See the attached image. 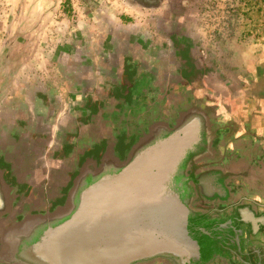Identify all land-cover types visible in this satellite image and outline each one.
<instances>
[{"label": "crops", "instance_id": "0c3cea01", "mask_svg": "<svg viewBox=\"0 0 264 264\" xmlns=\"http://www.w3.org/2000/svg\"><path fill=\"white\" fill-rule=\"evenodd\" d=\"M158 2L153 0L151 5L156 8L141 13L143 19L151 23L154 17V24L146 27L148 33L138 27V36L130 39L134 33L129 34L126 27L134 23V17L131 13H123L109 48H99L97 53L85 55L75 46L69 53L65 52L63 58L59 56L56 63L50 64L55 67V80L50 75H35L31 70L22 75L17 65L13 76L6 80L12 83L10 89L2 92L0 86V176L3 181L0 185V259L13 260L18 244L32 241L34 235L23 242L20 237L26 236L25 227H34L35 214H52L46 203L54 202V210H58L61 206L58 202L66 201L62 185L68 184L70 169L78 171L83 166L96 165L85 157L86 151H94L96 141L103 140L110 148L103 157L98 156L99 160L122 161L115 154L116 146L125 148L132 140L136 142L143 137L145 127L164 121L163 115L172 117L195 108L189 105L192 98L201 99L202 107L195 112H203L211 123L210 144H215L218 159L223 160L228 153L240 156L206 171L207 177L213 179L208 180L213 195L225 194L224 187H218L214 179L240 175L249 183L255 182L253 198L264 204V74L250 77L241 74V91L228 93L226 84L217 83L214 77L201 71V65L191 52L190 36L174 23L182 20L181 16L173 14L176 15L173 18H177L172 21L173 10L168 8L167 13L163 12L162 2ZM135 3L144 6L140 0ZM150 38H154L152 43L148 42ZM179 58L195 62L192 68L197 74H188L185 78L177 74L175 70L183 69ZM32 63H27V67ZM138 68L143 73L137 82L139 93H154V102L164 98L166 106L155 108L148 103L150 100L143 99L124 104L113 94L108 95L111 88L116 90L126 82L123 77H135L133 74ZM241 70H244L242 66ZM2 93L8 94L3 96ZM101 94L105 96L102 101L98 100ZM84 95H87L85 103ZM19 124L25 126L20 132L16 131L21 128ZM116 130L122 131L125 137L119 133L120 138L112 143L110 134ZM129 131L133 132L131 141L126 138ZM64 145L69 147L67 152L62 150ZM129 148L124 151V157ZM14 155L22 159L15 162ZM239 203L233 202L227 209L232 217L230 220ZM256 205L242 208L244 212L237 209V212L245 230L253 223L251 221H260L257 226L252 224L253 232L256 228L259 232L244 246L248 249L247 259L264 264V237L260 235H264V209H256ZM20 212L24 218L17 220ZM241 213L251 221L242 220ZM206 233L216 234L210 226ZM213 238L215 236L202 240L201 264H212L216 259L209 252L215 241Z\"/></svg>", "mask_w": 264, "mask_h": 264}, {"label": "water", "instance_id": "95a60500", "mask_svg": "<svg viewBox=\"0 0 264 264\" xmlns=\"http://www.w3.org/2000/svg\"><path fill=\"white\" fill-rule=\"evenodd\" d=\"M195 110L187 109L163 135L137 139L122 161L100 159L79 169L72 180L74 208L18 244L13 260L0 262L201 264L200 231L189 204L168 187L180 162L200 144L203 119ZM200 180V194L209 198L204 173Z\"/></svg>", "mask_w": 264, "mask_h": 264}, {"label": "rangeland", "instance_id": "374dc122", "mask_svg": "<svg viewBox=\"0 0 264 264\" xmlns=\"http://www.w3.org/2000/svg\"><path fill=\"white\" fill-rule=\"evenodd\" d=\"M63 1L0 0V77L2 78L0 86L2 92H7L10 89L12 83L6 80L13 76L14 67L17 65L22 75L31 70L35 75L46 77L50 75L55 80V67L50 66V64L56 63L55 61L58 60L59 56L61 57L65 52L69 53L75 46L80 47L85 55H89V52L97 53L99 48H109L112 37H114L113 33L120 26L119 16L123 13H131L134 17V23L126 27L129 34L134 33L130 39L138 36V27L144 28L146 30L144 32L148 33L146 27L150 25L151 21L149 19L148 21L144 20L141 13H145L143 10L150 11L156 8L151 5L153 0H140L144 6L137 5L136 0H66L69 14H65L61 10ZM155 1L157 3L159 0ZM160 1L163 5L160 9L163 12L167 13L168 8L173 10L174 13L170 15L172 21L177 18H173L174 16H181L180 19L182 20L174 23L178 24L176 26L181 27V30L190 36L192 40L191 52L197 63L201 65V71L204 75L214 77L217 83L226 84L228 93L241 91L239 89L241 74L249 77L252 74H264V41L257 42L251 37L245 40H237V32L233 31L232 27L231 30H227L223 27L221 16L212 15V12L209 11L210 1L214 0ZM216 7L219 8L220 4H217ZM173 14L176 15L173 16ZM151 20L154 21V17ZM153 21L151 24H154ZM153 41L154 38L148 39L149 43ZM178 61L183 64L182 71L175 70L176 67L173 69L182 78L188 74L190 76L197 74L196 70L192 68V66L195 67V62L192 64L185 59L180 60V58ZM31 62L33 63L29 64L28 68L27 63ZM241 66L244 70H241ZM142 74L138 68L135 75L133 74L135 77H123L126 82L116 90L111 88L108 95L113 94L117 101L122 100L124 104L143 99L150 100L148 103L154 105L155 108H159L162 104V106H166L164 98L158 103L154 102L152 99L154 93H139L140 86L137 82ZM168 75L170 74L168 73ZM196 76L198 77V75ZM115 91L116 93H114ZM2 94L4 96L8 93ZM104 97L101 94L98 100L102 101ZM86 99L87 95H84V103ZM134 99L135 101H133ZM200 100L192 98L189 105L201 109ZM150 115L155 116L154 114ZM162 117L164 121L168 119L166 115ZM20 127L16 131L20 132L25 128L23 125ZM119 133L125 137L122 131L116 130L110 134V137L113 138L112 143L120 138ZM132 133L129 131L126 136L128 141H131ZM129 147L130 145L125 148L116 146V156L123 160L125 158L123 153ZM62 148L63 152H67L69 149L66 145ZM108 150L110 148L105 142L98 140L94 151H86L85 157L97 163L98 156L102 155L103 157ZM14 158L17 156L14 155ZM21 159L18 157L14 161L19 162ZM77 159L76 161H79ZM76 174V168L70 169L67 172L68 181L73 180ZM62 187L65 188V185ZM200 247H202L201 241Z\"/></svg>", "mask_w": 264, "mask_h": 264}, {"label": "flooded vegetation", "instance_id": "af4514ba", "mask_svg": "<svg viewBox=\"0 0 264 264\" xmlns=\"http://www.w3.org/2000/svg\"><path fill=\"white\" fill-rule=\"evenodd\" d=\"M197 112L203 119V128L200 133V144L195 146V152L188 153L180 162L174 178L169 183L168 187L172 191L178 193L181 198L189 204V217L200 231L197 236L199 241L202 242L204 238H212L215 236V238H213L215 241L211 244L212 247L209 250V252L211 251L216 258L215 260H212V264H255L250 258L247 259L248 249L246 245L244 246V244L251 241L250 239H253L259 232L258 228H256V232H253L252 224L257 226L260 221L257 220L254 222L251 221V219H246L247 217H245V214L241 213L242 220L245 219L253 222L252 224L250 223V227L245 230L241 220H239L240 217L237 209L244 212L242 208L248 206L250 209L251 207H254V204H257L255 206L256 209L257 207L264 209V204L253 198L257 185L253 180H251L250 183L247 182V180L240 177V175L229 178L220 177L219 179L224 183L223 187L225 194L216 197L213 195L212 186H209V192L212 193L209 198L201 196L200 187L198 186L201 181L200 174L204 173L207 180H213L207 177V174H205L206 171H210L214 167L218 168V166L222 164H228V161L237 160L240 156L228 153L224 156L223 160L218 159L219 157L215 153V144H210L209 129L211 128V123H208L207 117L203 112L198 110ZM183 113H185V111L175 114L172 117H168L167 121L157 122L148 128L145 127L143 138H147L148 135H150L149 137L151 138L163 135L172 127L177 118ZM133 141L134 140L131 141V144ZM131 144L130 147L132 146ZM252 162L253 161H250V164L254 165ZM76 173L77 176L78 171H76ZM71 180L72 179L68 181V184L63 190V196L66 197V201L64 202L62 200V202H58L61 205L58 210H54V206L56 205L54 202L49 201L48 204L46 203L48 211H51L52 214L49 216L35 214L33 218V224L35 225L33 228H24L23 232L26 236H23L22 238L20 237L21 242L29 240L33 237V235L35 236V234L40 231L43 226H46L47 224L52 225L60 221L74 208L75 197L71 193ZM216 180H218V178L214 179L215 183L217 182ZM233 202H240L242 204L240 205L239 203L236 208L233 209L234 218L230 220L231 216L228 215L227 209ZM41 211L43 212V210H40V213H42ZM262 213L264 215V211ZM255 217H258V213H255ZM23 218L24 216L22 215V212H20L16 217L17 220H21ZM209 226L215 230L216 234L212 235L210 233H206ZM260 235L264 237L263 234ZM209 255L210 254H208V256ZM205 259H207V257Z\"/></svg>", "mask_w": 264, "mask_h": 264}, {"label": "trees", "instance_id": "16d2710c", "mask_svg": "<svg viewBox=\"0 0 264 264\" xmlns=\"http://www.w3.org/2000/svg\"><path fill=\"white\" fill-rule=\"evenodd\" d=\"M217 4H220L219 8ZM209 5L212 15L221 16L223 27L227 30L232 27L237 32V40L251 37L257 42L264 41V0H214ZM61 10L69 14L66 0L62 2Z\"/></svg>", "mask_w": 264, "mask_h": 264}]
</instances>
